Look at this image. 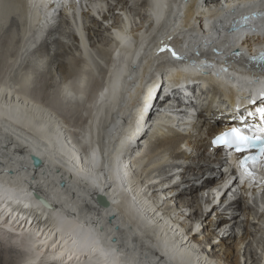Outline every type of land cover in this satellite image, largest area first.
I'll list each match as a JSON object with an SVG mask.
<instances>
[{
    "label": "bare ground",
    "instance_id": "bare-ground-1",
    "mask_svg": "<svg viewBox=\"0 0 264 264\" xmlns=\"http://www.w3.org/2000/svg\"><path fill=\"white\" fill-rule=\"evenodd\" d=\"M129 1L115 4L128 9L125 18L133 26L140 24L131 31L140 35L138 45L132 46L127 34L120 36V46L113 43L111 27L121 17L114 12L116 7L109 6L108 14L98 11V18L84 15L83 26L77 29L79 38L69 28L72 38L60 47L62 52L73 50L71 56L56 50L52 54L51 64L67 75L63 98L79 106L96 64L94 52L106 63L104 82L93 95L88 121L75 140L69 141L65 134L68 125L59 123L47 108L28 101V82L40 59L37 68L21 75L19 83H0V219L10 205L15 212L14 218L11 212L0 222V263L18 252L24 257L14 264H264V239L259 235L263 229L258 226L264 218L255 216L252 221L249 208H242L239 201L222 207L224 196L215 203L220 188L205 199L198 195L215 180L224 179L219 174L224 152L211 149L210 137L220 131L221 124L232 126L236 119L254 113L250 100L239 98L243 92L231 80L249 75L242 63L204 74L193 55L210 44L201 23L218 0L201 4L167 0L157 10V24L144 18L142 3L135 5L137 10L127 6ZM14 4L21 5L22 36L30 25L39 29L52 14L50 7L42 10L41 0H0V18L12 12ZM221 16L224 19L226 13L213 17L214 26ZM12 24L18 21L13 19ZM166 29L175 36V44L181 38L187 40L189 48L181 55L191 58L172 64L175 59L162 53L147 63L151 38L163 37ZM14 36L12 29L6 47ZM263 42L264 35L250 45ZM27 43L33 45L29 38ZM216 47L220 52L209 47L211 53L206 50V54L219 64L230 51L221 43ZM183 66L188 72L181 70ZM159 80L168 92L164 103L178 101L188 110L174 115L160 113L159 108L144 111L149 102L142 104L140 97L148 93L152 100ZM184 80L189 85L177 88ZM144 82L141 95L130 100ZM260 82L251 93L264 90V77ZM109 113L114 119L105 129ZM144 117L149 121L130 132Z\"/></svg>",
    "mask_w": 264,
    "mask_h": 264
},
{
    "label": "rangeland",
    "instance_id": "rangeland-1",
    "mask_svg": "<svg viewBox=\"0 0 264 264\" xmlns=\"http://www.w3.org/2000/svg\"><path fill=\"white\" fill-rule=\"evenodd\" d=\"M133 8L139 10L136 6H133L132 9ZM3 17L5 18H0V58H3L2 60H5V64L2 65V60H0V68L2 69L0 74V83H5V85L12 86L19 83L22 80L21 75L28 72L29 70L37 68V62L41 60L35 76L28 82V101L37 103L43 108H47L49 113H52V117H55V119L58 120L59 123H61L62 125H68L69 128L66 129L65 134L68 137L69 141L75 140L77 138L76 135L78 131L80 133L81 127H83V124L88 121V117L92 109L89 108V104L91 105V102L97 90L102 86L104 82V75L107 68L105 60L101 59L98 52H94L93 57L96 64L93 63L94 71L90 78L85 101L80 106L73 104L67 98H63V82L67 79V75H65L64 72H62L58 67H56V65L51 64V58L54 50L60 51V53H63V55H65L64 57L67 58L68 56H71V51L73 53V50H69L68 53L65 50L64 53L62 52L63 49H61L60 47L62 45H66L72 38L71 33L69 32L70 27L68 26V24H66L67 22L65 18L62 17L60 19H55L52 25H49L47 27L45 26L43 29L41 28L42 26L37 29V26L30 25V31H28L25 36H22L24 27L21 24L23 23V20L19 22V19L21 17V5L14 4V10L10 13L8 12ZM13 19L18 21V24L13 25ZM61 22H63L64 25ZM51 27L54 28V31L52 30L53 32H51L50 30ZM12 29L14 30L15 36L11 41L9 47H6L5 44H7L10 30ZM39 31L42 32V34ZM48 33L52 34L49 35ZM28 38L30 39L31 45L33 44L32 46H29V43H27ZM24 42H26L27 44H24ZM51 46L54 47L52 50L50 48ZM3 51H6V55ZM75 56L78 57L74 54L73 57ZM79 57L82 58V56L80 55ZM79 69L81 70V68ZM262 78V75L257 76L254 74H249L244 77H240V79H232V83L236 84L235 86H240L243 90L250 87L252 90L260 83ZM72 80L70 79L68 82L70 83L72 82ZM52 103L55 105V107L53 108L50 107ZM112 115L114 114L109 113V121H107V125L106 121L103 123L104 127L110 126V123H113L114 117H112ZM98 135L100 137V133ZM100 138L101 140H103L102 143H104V133H102V131ZM116 140L114 142H116ZM257 237L260 241V237ZM21 256L22 255L18 252H12L8 254V261H1L0 264H14L18 259L21 258Z\"/></svg>",
    "mask_w": 264,
    "mask_h": 264
},
{
    "label": "snow or ice",
    "instance_id": "snow-or-ice-1",
    "mask_svg": "<svg viewBox=\"0 0 264 264\" xmlns=\"http://www.w3.org/2000/svg\"><path fill=\"white\" fill-rule=\"evenodd\" d=\"M257 2L261 5H264V0H257ZM262 15H264V13H262ZM260 31L261 34H264V28H261ZM165 48L166 46L160 48L159 51L163 52L165 51ZM167 50L171 52V55L173 57L179 58L175 51H173L172 49ZM259 59L261 61H264V51H261V53L259 54ZM261 95L264 96V92H262ZM258 111L261 113L262 116H264V109H258ZM257 139H259V137H257ZM211 143L213 145H225L228 148H234L236 152H242L252 146V138L247 135H244L240 128L233 127L215 136ZM260 155L264 156V141L261 142ZM248 159H251L253 162H255L256 157H245L239 162L240 168L244 169L242 176L253 175V173H251L245 168V164ZM102 255L107 257L108 253L102 252Z\"/></svg>",
    "mask_w": 264,
    "mask_h": 264
},
{
    "label": "water",
    "instance_id": "water-1",
    "mask_svg": "<svg viewBox=\"0 0 264 264\" xmlns=\"http://www.w3.org/2000/svg\"><path fill=\"white\" fill-rule=\"evenodd\" d=\"M34 162H35L36 164H38V161H37L36 159L34 160Z\"/></svg>",
    "mask_w": 264,
    "mask_h": 264
}]
</instances>
